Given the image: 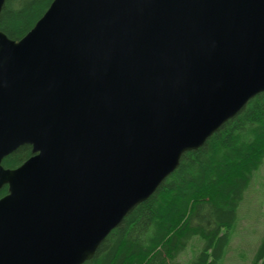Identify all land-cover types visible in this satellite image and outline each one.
Segmentation results:
<instances>
[{
    "label": "water",
    "instance_id": "95a60500",
    "mask_svg": "<svg viewBox=\"0 0 264 264\" xmlns=\"http://www.w3.org/2000/svg\"><path fill=\"white\" fill-rule=\"evenodd\" d=\"M261 93L264 0H54L0 31V264L90 261Z\"/></svg>",
    "mask_w": 264,
    "mask_h": 264
},
{
    "label": "trees",
    "instance_id": "16d2710c",
    "mask_svg": "<svg viewBox=\"0 0 264 264\" xmlns=\"http://www.w3.org/2000/svg\"><path fill=\"white\" fill-rule=\"evenodd\" d=\"M54 0H6L0 31L21 40ZM25 145L2 165L16 169L32 156ZM264 163V93L251 99L178 168L145 202L129 213L85 264H180L191 240L202 246L189 264H219L229 244L237 211L254 174ZM8 186L0 190V199ZM264 210V204H263ZM251 264H264V236Z\"/></svg>",
    "mask_w": 264,
    "mask_h": 264
},
{
    "label": "rangeland",
    "instance_id": "374dc122",
    "mask_svg": "<svg viewBox=\"0 0 264 264\" xmlns=\"http://www.w3.org/2000/svg\"><path fill=\"white\" fill-rule=\"evenodd\" d=\"M264 163L254 174L237 211V221L231 230L229 244L219 264H251L264 236ZM202 246L195 237L177 261L189 264Z\"/></svg>",
    "mask_w": 264,
    "mask_h": 264
}]
</instances>
